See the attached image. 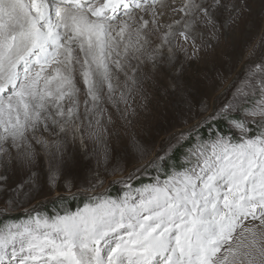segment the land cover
I'll list each match as a JSON object with an SVG mask.
<instances>
[{"label": "snow or ice", "instance_id": "6c2138e0", "mask_svg": "<svg viewBox=\"0 0 264 264\" xmlns=\"http://www.w3.org/2000/svg\"><path fill=\"white\" fill-rule=\"evenodd\" d=\"M156 2L0 0V197L3 211L21 208L25 217L0 222V264H264V56L218 108L193 105L180 90L182 126L154 154L133 141L135 162L112 168L121 176L110 181L122 186L116 195L100 191L102 182L78 185L75 211L27 207L43 191L33 171L42 152L56 160L48 188L71 192L69 134L103 141L105 93L111 101L121 74L128 93L138 85L132 59L146 55L155 66L176 38L195 54L201 36L219 39L251 10L248 0H184L155 44ZM13 168L26 175L10 185Z\"/></svg>", "mask_w": 264, "mask_h": 264}, {"label": "rangeland", "instance_id": "374dc122", "mask_svg": "<svg viewBox=\"0 0 264 264\" xmlns=\"http://www.w3.org/2000/svg\"><path fill=\"white\" fill-rule=\"evenodd\" d=\"M183 2L184 0H167L163 7H159L157 0L155 6L162 15L158 17L161 32L153 33L155 44L160 43L167 25L174 23L182 15L172 10L179 9ZM248 3L251 10L245 13L243 19L230 33L221 29L219 39L201 36L197 41L200 50L195 54L190 43H185L183 38H176L173 40L171 53L167 50L168 46H165L163 57L158 59L155 66L147 60L146 55L142 56L141 60L132 59L130 63L138 66L132 69L138 79V85L128 93L123 87L125 78L121 74L120 84L111 101L107 99L105 93L103 106L106 112L102 117V124L106 131L103 141L86 138L82 142L79 136L73 138L69 134L66 148L70 161L65 169V175L74 185L71 192L59 185H53L51 190L48 188L46 181L49 169L56 160H50L42 152L33 171L38 173L43 191L36 195L27 207L34 206L41 210L67 199L70 202L81 200L79 194L75 196L72 194L78 193L76 187L78 185L87 187L89 184H96L99 187L102 182L103 187H100V191L107 189L109 192L112 188L122 187L110 183L121 179V176L111 174L112 168L120 163L121 167L127 170L135 162L132 155L133 141L144 142L154 154L159 151L169 133L182 126L187 106L180 99V90L191 94L193 105L199 100H204L209 110L220 107L230 99L231 84L241 81L248 70V65L264 56V0H248ZM140 15L145 19H151V13ZM253 46L256 48V54L249 56L248 49ZM177 83L180 89H177ZM122 91L125 92L126 103L120 99ZM85 99L82 91L81 112ZM193 111H196L195 107ZM105 146L110 154L107 160L104 156ZM121 157H124V160H121ZM3 171V166H0V172ZM8 175L11 185L24 178L26 171L13 168L9 170ZM144 178L149 177L141 179ZM4 202V197H0V221L8 216L24 214L21 208L3 211Z\"/></svg>", "mask_w": 264, "mask_h": 264}, {"label": "trees", "instance_id": "16d2710c", "mask_svg": "<svg viewBox=\"0 0 264 264\" xmlns=\"http://www.w3.org/2000/svg\"><path fill=\"white\" fill-rule=\"evenodd\" d=\"M149 178H144L142 179L144 182H147ZM137 183H139V181H137ZM117 189L118 188H112V190H110V193L112 195H116L117 194ZM82 203L81 200L78 201H73L70 202L69 199L65 200V201H60L57 202L56 205L52 206V207H45V208H41L40 211L41 213L47 214V215H52L55 213H60L63 214L64 210H68V211H75L78 207H82ZM17 218H19L20 220L24 219V214H19V215H15V216H8L6 218L1 219L0 222L3 223H13V222H17Z\"/></svg>", "mask_w": 264, "mask_h": 264}, {"label": "bare ground", "instance_id": "6f19581e", "mask_svg": "<svg viewBox=\"0 0 264 264\" xmlns=\"http://www.w3.org/2000/svg\"><path fill=\"white\" fill-rule=\"evenodd\" d=\"M165 2H167V0H159V4H158V6L159 7H162L161 5L163 4L164 5V3ZM179 2V1H178ZM180 3V2H179ZM167 4V3H166ZM170 4V3H169ZM168 6V5H167ZM168 8V7H167ZM171 8V7H170ZM173 9V8H172ZM173 11V10H172ZM150 14V13H149Z\"/></svg>", "mask_w": 264, "mask_h": 264}]
</instances>
